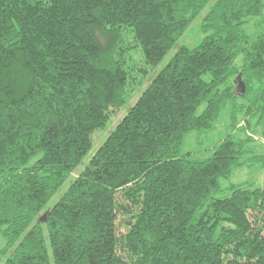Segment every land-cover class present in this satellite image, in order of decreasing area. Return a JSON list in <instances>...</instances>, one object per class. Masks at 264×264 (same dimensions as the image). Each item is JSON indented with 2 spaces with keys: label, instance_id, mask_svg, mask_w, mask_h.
Wrapping results in <instances>:
<instances>
[{
  "label": "trees",
  "instance_id": "obj_1",
  "mask_svg": "<svg viewBox=\"0 0 264 264\" xmlns=\"http://www.w3.org/2000/svg\"><path fill=\"white\" fill-rule=\"evenodd\" d=\"M263 10L264 0H0V264H264V189L222 187L264 167L252 137L229 135L203 160L181 153L228 101L234 129L264 136V22L244 32ZM196 21L201 42L179 45ZM134 47L150 68L177 49L92 153L126 103Z\"/></svg>",
  "mask_w": 264,
  "mask_h": 264
},
{
  "label": "rangeland",
  "instance_id": "obj_2",
  "mask_svg": "<svg viewBox=\"0 0 264 264\" xmlns=\"http://www.w3.org/2000/svg\"><path fill=\"white\" fill-rule=\"evenodd\" d=\"M262 21L264 22V10L262 16L253 18L252 21L245 26L244 32L250 36H254L258 29V25ZM127 36L128 34H126V37ZM203 37L204 35L200 31V24L196 21L189 29L188 33L181 39L179 45L195 47L201 42ZM176 49L177 48L175 47L155 68H150L146 65L139 47H134L128 51L125 58V65L130 75V79L126 89V103L123 107L111 113L109 123L104 129L98 130L94 133L92 153L101 147L117 124L124 118L127 110L136 103L137 99L141 96L142 92L149 85V83H151L153 78L169 63L170 59L175 54ZM241 62L242 57L237 60L236 65L239 66ZM240 102L241 101H239V103ZM236 121L238 125H241L244 121V115L242 113L237 114ZM254 123L255 122L253 121L252 125ZM233 125L232 103L231 101H228L222 106L221 113L214 130L203 134H188L182 145L181 153H195V159H206L214 153L213 151L215 147H217L220 142L226 139L229 135L235 134L236 138L251 136L252 138L247 144V148L257 155L264 156V136L262 135V132H260V128L257 126L252 128L251 126L249 129H246V131L249 130V133L242 135V132L239 129H234ZM231 184L249 185L264 189V167L262 165H248L244 168L235 170L229 179H225L222 182V187L226 188Z\"/></svg>",
  "mask_w": 264,
  "mask_h": 264
},
{
  "label": "water",
  "instance_id": "obj_3",
  "mask_svg": "<svg viewBox=\"0 0 264 264\" xmlns=\"http://www.w3.org/2000/svg\"><path fill=\"white\" fill-rule=\"evenodd\" d=\"M240 86H243V83L240 84ZM245 92V89L243 88V93Z\"/></svg>",
  "mask_w": 264,
  "mask_h": 264
}]
</instances>
